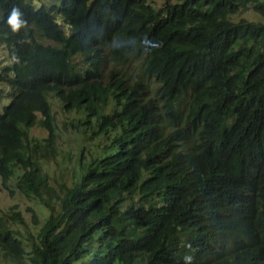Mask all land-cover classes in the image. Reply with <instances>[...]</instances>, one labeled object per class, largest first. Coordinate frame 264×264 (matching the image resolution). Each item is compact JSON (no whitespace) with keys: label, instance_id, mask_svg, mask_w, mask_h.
Returning a JSON list of instances; mask_svg holds the SVG:
<instances>
[{"label":"trees","instance_id":"obj_1","mask_svg":"<svg viewBox=\"0 0 264 264\" xmlns=\"http://www.w3.org/2000/svg\"><path fill=\"white\" fill-rule=\"evenodd\" d=\"M37 4L0 0V42L14 58L0 62V98H9L0 109V177L48 214L24 237L29 251L12 226L26 224L21 210L4 211L0 256L264 264V0ZM248 8L260 17L234 16ZM136 64L160 79L157 97L120 76ZM51 95L91 124L92 136L108 138L70 183L46 167L58 154ZM34 125L47 135L31 136Z\"/></svg>","mask_w":264,"mask_h":264},{"label":"rangeland","instance_id":"obj_2","mask_svg":"<svg viewBox=\"0 0 264 264\" xmlns=\"http://www.w3.org/2000/svg\"><path fill=\"white\" fill-rule=\"evenodd\" d=\"M31 1L34 3L40 2L49 4L57 0ZM149 2L156 7H160L164 4V0H149ZM234 16L237 18L244 16L250 19H258L260 17L255 11L249 8L235 14ZM64 29L69 31L68 26H64ZM75 59L77 63L82 65L85 57H82L81 54H78ZM0 62L4 64L12 62V58L7 54V49H5L2 45H0ZM120 76L131 81L138 79L145 85L147 96L157 97V93L161 87L160 79L153 74L144 73L140 64H136L131 68L121 70ZM2 87V92L4 93L6 88L5 86ZM53 95L50 96V103L57 125L56 146L58 154L56 159L49 160V163L46 165V167L50 176L55 175L58 180H65L67 183H70L71 176L80 167V164L85 163L87 160L90 162L93 157L100 154L104 149L105 143L108 142V138L105 135L92 136V125L89 123L85 124L80 122L78 120L80 117L79 114L75 111L69 112L65 110L60 101ZM3 97L0 98V109L2 108L3 104L9 101V98L5 96ZM28 132L31 136L38 138L47 135V130L44 127L38 125L30 127ZM14 204H16L21 210L26 224L13 223L12 226L16 230L18 237L21 238L23 244H25L27 247V250L30 251V242L24 239V237L29 236L30 231L36 233L38 227L47 216L48 211L44 209L33 197H27L17 190L15 187V180L13 178H11L9 181V188H5L1 184L0 177V215L4 211L9 210ZM29 207L35 209L36 213L38 214L40 220L39 224L33 223L31 210H29ZM0 264H11V262L8 259H4L0 256Z\"/></svg>","mask_w":264,"mask_h":264},{"label":"clouds","instance_id":"obj_3","mask_svg":"<svg viewBox=\"0 0 264 264\" xmlns=\"http://www.w3.org/2000/svg\"><path fill=\"white\" fill-rule=\"evenodd\" d=\"M51 3H52V4H58V3H59V0H57V1H53V2H51ZM51 3H49V4L52 5ZM40 4H45V3H40V2H39L37 5H40ZM47 5H48V4H47ZM50 5H48V6H50ZM20 15H21V13L19 12V10L16 9V8H13L10 17H8V18H9L8 23L12 26L13 31H16V30L19 29L20 26H21V21H20V19H19ZM54 16H55V20H57L58 22H62V21H60V20L62 19L61 16H60V13L54 12ZM62 23H63V22H62ZM64 24H65V23H64ZM45 39H47V38H45ZM46 42H48V41H46ZM0 45H2L5 49H7V46H6L5 43L0 42ZM7 54L12 58V61H13L14 58H13L12 55L9 53L8 49H7ZM73 58H74V57H73ZM74 59H75V58H74ZM11 63H12V62H11ZM5 104H7V103H5ZM28 130H29V128H28ZM186 259L190 260L191 258H190V257H186Z\"/></svg>","mask_w":264,"mask_h":264}]
</instances>
